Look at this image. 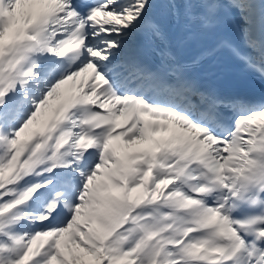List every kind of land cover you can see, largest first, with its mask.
<instances>
[{
    "label": "snow or ice",
    "instance_id": "snow-or-ice-1",
    "mask_svg": "<svg viewBox=\"0 0 264 264\" xmlns=\"http://www.w3.org/2000/svg\"><path fill=\"white\" fill-rule=\"evenodd\" d=\"M0 264H264V0H0Z\"/></svg>",
    "mask_w": 264,
    "mask_h": 264
}]
</instances>
